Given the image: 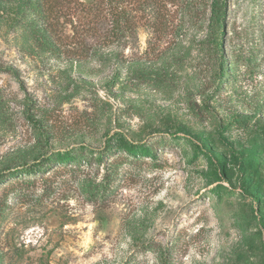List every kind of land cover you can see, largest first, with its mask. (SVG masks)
Masks as SVG:
<instances>
[{
    "label": "rangeland",
    "instance_id": "374dc122",
    "mask_svg": "<svg viewBox=\"0 0 264 264\" xmlns=\"http://www.w3.org/2000/svg\"><path fill=\"white\" fill-rule=\"evenodd\" d=\"M57 1L58 53L0 0V169L116 133L151 153H117L103 200L106 163L0 184V264H264V0H227L219 47L210 0H130L112 44L91 0Z\"/></svg>",
    "mask_w": 264,
    "mask_h": 264
},
{
    "label": "trees",
    "instance_id": "16d2710c",
    "mask_svg": "<svg viewBox=\"0 0 264 264\" xmlns=\"http://www.w3.org/2000/svg\"><path fill=\"white\" fill-rule=\"evenodd\" d=\"M130 0H91L87 3L82 1L78 5L81 9L92 12V16L100 17L102 14L108 17V28L100 35L103 36V41L106 44L119 42L130 28L126 4ZM134 1V0H133ZM144 4L146 0H135ZM61 3V2H60ZM25 6L30 10L34 16L33 22L37 29L41 45L45 49L52 50L58 53L60 50L59 43L60 36L58 31L59 13L61 8L54 10L55 6L59 4L57 0H26ZM209 16L207 19V32L210 34L215 46H220L219 32L225 26V17L227 14V0H210L208 4ZM33 27V28H34ZM2 71L15 74L16 70L11 66L1 68ZM229 68H224L223 73ZM229 71V70H228ZM126 154V156L149 155L151 152L144 147L138 148L132 144H126L119 137V134L106 135L102 147L95 149L87 145H78L68 151H61L55 154H40L34 157L30 163H23L16 168L0 169V184L15 180L21 181L23 176H33L34 178L39 174V177L49 178L54 174H65L75 181L80 179V174L83 164L98 165L106 163L108 176L99 183L87 180L85 191L88 192V199L90 201L103 200L109 197L112 193L114 177L117 174L120 164L126 159V156L118 155L117 153ZM116 154L114 162L109 163L112 155ZM51 173V174H50ZM29 182L33 180H27ZM257 189H255L256 191ZM257 193V192H256ZM256 196V195H255Z\"/></svg>",
    "mask_w": 264,
    "mask_h": 264
}]
</instances>
